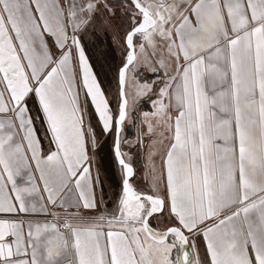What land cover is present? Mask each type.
<instances>
[{
  "label": "snow or ice",
  "instance_id": "obj_1",
  "mask_svg": "<svg viewBox=\"0 0 264 264\" xmlns=\"http://www.w3.org/2000/svg\"><path fill=\"white\" fill-rule=\"evenodd\" d=\"M0 264H264V0H0Z\"/></svg>",
  "mask_w": 264,
  "mask_h": 264
}]
</instances>
